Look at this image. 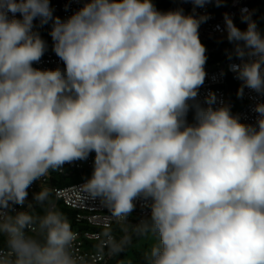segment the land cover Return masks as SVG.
Wrapping results in <instances>:
<instances>
[{"label":"clouds","instance_id":"9594fccd","mask_svg":"<svg viewBox=\"0 0 264 264\" xmlns=\"http://www.w3.org/2000/svg\"><path fill=\"white\" fill-rule=\"evenodd\" d=\"M212 2L226 0H191ZM240 11L244 30L223 17L241 61L229 68L243 82L238 97L245 87L264 95V33ZM36 18L52 21L62 68L34 67L48 47ZM209 18L162 12L153 0H83L61 20L50 0H0V264H92L48 188L34 194L44 214L31 203L12 214L33 182L92 152L81 189L117 224L138 198L150 201L151 223L137 230L158 243L145 264H264V103L246 125L209 93L187 120L207 75L199 28ZM105 240L114 256L128 236Z\"/></svg>","mask_w":264,"mask_h":264},{"label":"built area","instance_id":"2783aa9c","mask_svg":"<svg viewBox=\"0 0 264 264\" xmlns=\"http://www.w3.org/2000/svg\"><path fill=\"white\" fill-rule=\"evenodd\" d=\"M179 8L185 15H208L207 22L202 23L199 28L200 40L215 41V43L226 41V31L224 25V14L228 13L233 21H241V9L247 8L252 17L257 13V7L253 0H226L217 7L214 2L207 3L204 7H196L191 0H179ZM53 14L61 20H66L75 11L83 6V0H50ZM12 14L9 13V18ZM19 13L16 14V18ZM219 26V27H218ZM47 51L38 64L34 67L54 69L63 67V62L55 55L52 50V39L48 35ZM218 49V47L213 50ZM249 59V57H245ZM237 56L221 59L216 62L206 63V78L204 84L199 89V94L195 100L189 101L193 107L187 114L189 123L195 122V105L208 107L206 99L209 93H214L216 103L212 107H219L226 104L230 107L232 115L239 118L241 123L246 125H256L258 114L253 111L257 103H264V95H261L247 87L244 88L243 96L238 97V89L243 82L237 78V74L230 70L231 64L240 63ZM95 153L89 154L86 160H77L66 163L62 169L49 172L48 176L41 177L29 187L28 197L24 205H13L12 214L15 211H28V204L34 199V194L40 192L42 188L51 190L52 201L57 207L58 202L71 208L74 213V220L77 225H85L88 228H72L78 233L77 249L81 254L93 256L92 264H110L115 256H109L105 247V237L108 233L114 234L119 240L123 235L128 238L132 231L138 229L142 223H147L150 219L151 209L148 206L150 201L138 198L135 201L134 211L126 218L124 225L117 224L111 217L110 210L102 202V198H92L83 192L81 186L91 177L94 168ZM76 178L78 180L68 184H61L65 179ZM71 224L70 218H67ZM76 225V226H77ZM5 241L0 237V242Z\"/></svg>","mask_w":264,"mask_h":264},{"label":"trees","instance_id":"16d2710c","mask_svg":"<svg viewBox=\"0 0 264 264\" xmlns=\"http://www.w3.org/2000/svg\"><path fill=\"white\" fill-rule=\"evenodd\" d=\"M179 0H153V3L155 4V7L162 12H166L169 10H176L179 8ZM253 4L254 6L257 7L256 10V14L252 17H257L260 16L263 13L264 10V0H253ZM54 17H57L56 14H53ZM20 14H19V17ZM34 27H33V31L34 32H38L40 34V36L46 41L49 32L51 30L52 27V21H49L47 24H41L39 18H36L33 21ZM228 41V40H226ZM226 41H222L220 43H223L224 45L226 44ZM227 45V44H226ZM225 45V46H226ZM227 46H234L233 45H227ZM235 53H231L229 56H227V58L231 57L232 55L234 56ZM222 58H226V57H220L218 58V60L222 59ZM217 60V61H218ZM212 63V62H211ZM190 111V110H189ZM78 179L76 178H71V179H65L63 181V183L61 184H68V183H72L73 181H76ZM51 199L52 196H51ZM31 204L33 205V209L37 214H44L45 211V206L36 204V202L34 201V199H32ZM57 208L67 217L70 218L71 222V227L72 228H88L85 225H77L75 220H74V216L75 213L74 211L63 205L62 203L58 202L57 204ZM30 209H28L29 211ZM151 222V220H149L147 223L149 224ZM77 225V226H76ZM148 239V240H147ZM147 240V241H146ZM136 242V243H135ZM5 241H1L0 242V246H6L5 245ZM158 243V238L151 233H141L140 231L134 230L132 231L131 235L128 238L127 243L124 245L123 249L121 252H119L115 258H113V261L110 262V264H145L144 262V255L147 251H149L151 249V247L154 244Z\"/></svg>","mask_w":264,"mask_h":264},{"label":"rangeland","instance_id":"374dc122","mask_svg":"<svg viewBox=\"0 0 264 264\" xmlns=\"http://www.w3.org/2000/svg\"><path fill=\"white\" fill-rule=\"evenodd\" d=\"M252 19H254L257 22L259 30H261V32L264 33V10H263V13L260 16L254 17ZM234 23L241 30H244L247 27L246 23H243V22L239 21L238 19H235ZM201 42L205 45L206 50H210L209 52L206 53V56H207V62L206 63L216 62L218 60V58H220V57H226L227 58V56H229L231 53H235V52H225L224 50L221 49V47H224L226 44L227 45L228 44L229 45H233L229 41H226L225 45L223 43H220V42L215 43V41H204V40H201ZM216 47H218V49L213 50ZM234 56H235V54H234ZM222 59H224V58H222Z\"/></svg>","mask_w":264,"mask_h":264},{"label":"water","instance_id":"95a60500","mask_svg":"<svg viewBox=\"0 0 264 264\" xmlns=\"http://www.w3.org/2000/svg\"><path fill=\"white\" fill-rule=\"evenodd\" d=\"M222 50H224L225 52H235V46H224L221 47ZM210 50H206V53L209 52ZM138 231V230H137Z\"/></svg>","mask_w":264,"mask_h":264}]
</instances>
